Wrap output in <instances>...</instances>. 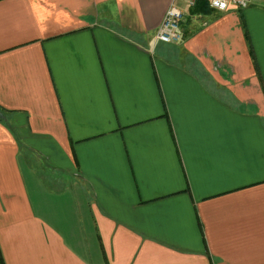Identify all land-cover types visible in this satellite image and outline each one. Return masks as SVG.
<instances>
[{"label":"crops","instance_id":"0c3cea01","mask_svg":"<svg viewBox=\"0 0 264 264\" xmlns=\"http://www.w3.org/2000/svg\"><path fill=\"white\" fill-rule=\"evenodd\" d=\"M193 7L0 0V264H264V0Z\"/></svg>","mask_w":264,"mask_h":264},{"label":"built area","instance_id":"2783aa9c","mask_svg":"<svg viewBox=\"0 0 264 264\" xmlns=\"http://www.w3.org/2000/svg\"><path fill=\"white\" fill-rule=\"evenodd\" d=\"M187 4L194 6L197 0H186ZM210 6L214 10L226 11L230 7L237 10L247 8L251 0H210ZM184 19L183 10L173 4L167 11L163 22L156 31V37L168 43H176L182 39L181 23Z\"/></svg>","mask_w":264,"mask_h":264},{"label":"trees","instance_id":"16d2710c","mask_svg":"<svg viewBox=\"0 0 264 264\" xmlns=\"http://www.w3.org/2000/svg\"><path fill=\"white\" fill-rule=\"evenodd\" d=\"M210 0H197L194 7H193V12H209L211 10H213V8H211L210 6ZM3 112H5L6 110L3 108H0ZM2 118H0L1 120Z\"/></svg>","mask_w":264,"mask_h":264},{"label":"water","instance_id":"95a60500","mask_svg":"<svg viewBox=\"0 0 264 264\" xmlns=\"http://www.w3.org/2000/svg\"><path fill=\"white\" fill-rule=\"evenodd\" d=\"M5 117V113L0 109V118H4Z\"/></svg>","mask_w":264,"mask_h":264},{"label":"rangeland","instance_id":"374dc122","mask_svg":"<svg viewBox=\"0 0 264 264\" xmlns=\"http://www.w3.org/2000/svg\"><path fill=\"white\" fill-rule=\"evenodd\" d=\"M251 2L253 3V2H254V0H251Z\"/></svg>","mask_w":264,"mask_h":264}]
</instances>
